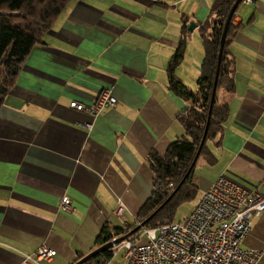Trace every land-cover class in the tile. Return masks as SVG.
Instances as JSON below:
<instances>
[{
  "label": "crops",
  "instance_id": "crops-1",
  "mask_svg": "<svg viewBox=\"0 0 264 264\" xmlns=\"http://www.w3.org/2000/svg\"><path fill=\"white\" fill-rule=\"evenodd\" d=\"M216 1L69 2L0 107V264H23L42 245L57 251L46 264H74L97 248L105 224L137 223L153 192L150 152L164 154L184 135L178 116L188 103L168 87L169 61L185 37L176 74L197 89L202 26ZM238 9L227 46L235 88L220 95L229 115L207 142L214 161L201 156L194 169L195 204L221 175L264 196V0ZM104 89L115 107L96 116L70 107L92 104ZM64 196L70 212L60 207ZM243 246L264 264V213Z\"/></svg>",
  "mask_w": 264,
  "mask_h": 264
},
{
  "label": "trees",
  "instance_id": "trees-1",
  "mask_svg": "<svg viewBox=\"0 0 264 264\" xmlns=\"http://www.w3.org/2000/svg\"><path fill=\"white\" fill-rule=\"evenodd\" d=\"M71 1L0 0V107L16 84L34 46L43 41L56 18ZM235 1L217 0L209 21L202 26L205 57L202 71L197 79L196 90L189 88L176 75V69L185 55V37L182 38L171 57L168 65V87L188 103L187 108L178 116L184 135L171 142L164 154L155 150L150 152L148 162L155 176L153 192L140 208L137 223L133 226L128 225L126 228L105 224L97 236V247L111 241L114 237L127 234L132 230L135 232L138 225L147 219L144 226L149 228L171 223L178 206L192 199V191L197 189L193 172L199 158L206 156L209 162L214 161L207 142L221 135L229 115L228 103L221 100L220 95L231 93L235 88L234 60L227 48L230 36L235 30L231 22L221 59L216 96L211 108L220 39L227 16ZM185 27L186 21L184 32ZM207 123L206 138L201 146ZM198 152L199 156L195 162ZM170 184L173 185L171 188ZM109 255L110 252L106 251L97 257ZM82 257L84 255H80L77 261ZM92 260L85 264H90Z\"/></svg>",
  "mask_w": 264,
  "mask_h": 264
},
{
  "label": "built area",
  "instance_id": "built-area-1",
  "mask_svg": "<svg viewBox=\"0 0 264 264\" xmlns=\"http://www.w3.org/2000/svg\"><path fill=\"white\" fill-rule=\"evenodd\" d=\"M256 1L242 0V3ZM118 103L111 90L104 89L92 104L73 100L70 107L96 116ZM84 126L91 129L93 124ZM60 207L62 211H72L71 198L64 196ZM263 213L262 194L221 175L203 191L184 220L145 229L146 240L142 244L130 234L118 242L114 237L108 250L110 255L97 257L90 264H112V259L122 249L126 250L128 264H257L261 252L245 248L243 242L254 219ZM56 253L55 249L42 245L35 253L24 256L23 264H46Z\"/></svg>",
  "mask_w": 264,
  "mask_h": 264
},
{
  "label": "water",
  "instance_id": "water-1",
  "mask_svg": "<svg viewBox=\"0 0 264 264\" xmlns=\"http://www.w3.org/2000/svg\"><path fill=\"white\" fill-rule=\"evenodd\" d=\"M241 3H242V0H236L235 1V3L233 4V6L231 7V9L229 11V14L227 16V19H226V22H225V25H224V30H223V33H222V36H221V39H220V49H219V54H218V64H217V70H216V75H215L214 87H213V92H212L211 108H212V105H213V102H214V99H215V96H216L219 69H220L221 59H222V55H223V50H224L225 43H226L228 28H229L230 23L232 22V20L234 18V15H235V13H236V11H237V9H238V7H239V5ZM195 26H196V24L194 22H192L189 25V30H193L195 28ZM209 118H210V114H209ZM207 130H208V123H207V127H206V130H205L202 142H201V146L203 145V143L205 141ZM198 156H199V152L197 154L195 162L197 161ZM170 197H169V199H170ZM147 220L142 222V223H140L138 225V227L135 229V231H137L138 229L142 228L145 225V223L147 222ZM123 238H124V236L115 239V241L118 242V241L122 240ZM112 245H113V242L112 241H108V242L104 243L103 245L95 248L90 253L84 255V257H82L81 259L76 261L74 264H85L86 262L90 261L91 259L96 258L101 253L108 251L112 247Z\"/></svg>",
  "mask_w": 264,
  "mask_h": 264
},
{
  "label": "rangeland",
  "instance_id": "rangeland-1",
  "mask_svg": "<svg viewBox=\"0 0 264 264\" xmlns=\"http://www.w3.org/2000/svg\"><path fill=\"white\" fill-rule=\"evenodd\" d=\"M242 3L240 4V7H241ZM240 10V8L238 9V11ZM188 73V72H187ZM177 75V74H176ZM198 79V77H195ZM196 79V80H197ZM197 82V81H196ZM189 88L193 89V90H196L192 87H190L189 83H185ZM196 85V84H195ZM198 87V86H197ZM205 169H210V168H205ZM202 170H199L198 169V172H200ZM173 186V185H172ZM172 186L169 185V187L171 188ZM198 191L195 190V191H192V199H188L187 201L183 202L181 205L178 206L177 210L175 211V214H174V217H173V221L171 222H179V221H182L184 220L188 214L192 211L193 209V206H195V200L198 196ZM139 224V223H138ZM137 224V225H138ZM135 225L134 223L132 224V226ZM115 226H119V225H116ZM160 226V225H159ZM157 227V226H156ZM149 227H145L143 226L142 228L138 229L137 231L135 232H132L130 231L129 233L127 234H124V235H120V236H117L116 238H120V237H123L125 235H129L130 234V237L133 238V239H136L138 244H142L145 242L146 240V237L144 234V230L147 229ZM125 254H126V250L125 249H122L120 250V252L118 253V255H116L111 263L112 264H128V259L125 258ZM95 259V258H94ZM93 259V260H94ZM89 262V261H88Z\"/></svg>",
  "mask_w": 264,
  "mask_h": 264
}]
</instances>
